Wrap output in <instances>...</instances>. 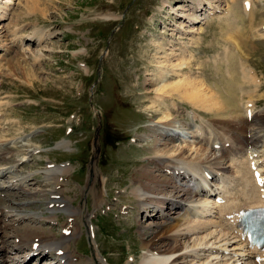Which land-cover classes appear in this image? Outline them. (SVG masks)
<instances>
[{"label":"rangeland","instance_id":"obj_1","mask_svg":"<svg viewBox=\"0 0 264 264\" xmlns=\"http://www.w3.org/2000/svg\"><path fill=\"white\" fill-rule=\"evenodd\" d=\"M7 1L0 0V12L4 14L0 18V138L20 152L12 148L13 153H17L11 155L10 159H15L9 165L34 147L42 149V152H36L14 171L19 175L37 171L33 179L30 176L29 184L15 186L13 190V186L8 187L9 190L0 189V197L7 195L5 199L0 198V208L5 204L7 211L23 200L26 201L24 205L31 203L30 200L35 202L23 209V214L31 216L28 220L21 216L24 219L20 223L16 217H9L11 213L4 216L0 211V226L1 221L13 224L11 228L1 226L0 245L6 241L18 243L19 235L26 243L35 236H40L41 240L48 236L50 241L62 242L70 250L64 251L65 258L67 254L70 258V253L78 256L79 260L73 258L72 264H94L93 253H98V248L97 244H92L93 237L90 238V228H93L100 250L109 261L105 264H142L144 244L150 240L143 233L158 231L161 224L174 221L184 211L180 207L167 213L169 210L164 204H160L155 212L152 208L146 212L139 211L138 197L132 192L136 187L133 180L139 176V169L149 163L146 157L154 152L149 142L141 140L139 135L148 132L147 125L159 120L160 110H164V106L150 108L156 87L150 82L156 80L159 61L167 57L165 54L171 48L180 47L177 52H182L188 43L192 51L188 55L193 57V62L192 67L184 72L197 78L203 76L212 91H219L228 98L230 93L235 95L238 114L243 119L242 106L248 97L242 99L240 85L245 81L241 78L244 75L241 66L249 67L255 77L249 78L250 84L258 86L253 96L255 109L264 121V33L258 31V26L264 22V11L259 9H264V5L259 4L262 0H255L259 10L253 17L243 12L242 0L235 4L231 0H210L218 5L220 16H223L224 9H230V12L232 9V14L226 17H208L209 7L202 6L203 9L198 10V2L194 0H11L8 4ZM29 1L37 5L33 6ZM208 1L204 0L202 4L206 2L209 5ZM216 9L211 10L215 12ZM188 16H196L197 21ZM34 32L49 35L36 43L32 42L33 37H25ZM153 41L162 42L164 48L159 49ZM198 70L199 73L196 72ZM229 71L233 79H230ZM171 100L168 106L175 101L181 108V112L174 111V125L183 126L191 122L192 119L186 116L194 112H188L186 107H190L203 114L198 122L208 130L207 137L213 138L218 131L225 133L234 127L232 113L224 119L215 115L212 109L209 112L205 108H197L195 103L181 100L177 94ZM78 117L81 118L78 120ZM69 126L73 131L66 135L65 129ZM130 136L142 141V146L137 140L132 143ZM58 139L67 140L68 146L62 147L59 144L62 140L54 144ZM115 139L118 142L113 143ZM96 141L95 156L92 147ZM50 161L56 167L61 162H70L63 166L67 176L64 180H60L56 173L49 176L52 179L47 182L45 169L48 167L45 163ZM97 175L99 182L94 185ZM163 177L166 175L161 179ZM103 180L107 182L106 186L101 184ZM57 182L63 184L57 191L65 205L59 210L54 209L56 207L49 209V196L55 190V184L56 188L59 186ZM173 184L177 185L176 182ZM96 188L103 192L105 200L99 203V207H96ZM180 192L183 195L184 192ZM118 198L126 205L132 203L133 208L127 207L123 213L122 209L119 210L121 202H117L115 207L118 208L114 209L113 203ZM109 207L111 211L106 214ZM95 210L98 218L94 216ZM69 211L79 219L73 235L67 238L70 244L65 239L60 240L63 223L70 221L67 217ZM119 211L122 214H118ZM158 211L160 214L157 215ZM147 212L151 216L147 217ZM12 228H16V232ZM49 240L43 239L42 242ZM7 242L5 248L9 245ZM24 254L25 251L21 254L11 252L10 256L21 261ZM103 255L98 262L100 259L104 261ZM49 261L45 257L40 264H53ZM51 262L56 261L53 259ZM27 264H38V260L34 258Z\"/></svg>","mask_w":264,"mask_h":264},{"label":"bare ground","instance_id":"obj_2","mask_svg":"<svg viewBox=\"0 0 264 264\" xmlns=\"http://www.w3.org/2000/svg\"><path fill=\"white\" fill-rule=\"evenodd\" d=\"M10 1L11 0H8L6 3H10ZM194 1L198 2V10L203 9L202 6L204 4H202V2L204 0ZM244 1H247L249 5H247L248 9L244 8L245 11L243 12L253 17V14H255L258 9L256 4L257 1ZM232 2L235 4L237 0H231V3ZM31 3L34 6V1L30 2V4ZM207 3H210L207 5L209 9H215L218 7L213 1L209 0ZM262 8L260 7L259 9L264 11ZM229 10L230 9H225L223 16L219 17L231 15L232 9L231 12ZM215 11H217V9ZM3 15L4 14L0 12V18ZM188 17H191L190 19L194 22L197 21L196 16ZM236 17L238 16L236 15ZM261 23H263V25H261L262 27L259 30V33H264V22ZM192 31L194 32V30ZM48 35L34 32V34L25 35V37L31 36L35 38H32L31 40L40 43L47 39ZM16 38L21 41V38H19L18 35H16ZM154 43L159 49L164 48L162 42ZM2 44L4 45V43ZM182 44L186 43L183 42ZM187 44L183 47L185 50L182 52H177L180 49V47H177L171 48L172 50L165 54L167 57L163 61H159L160 65L158 66V73L155 74L156 77H154L156 80L154 79L155 81L150 82L151 84L156 85L153 92L154 98H152L153 101H151L152 105H150V108L151 106L154 108L164 106V110H160L161 116L159 120H155L147 125L149 133L146 132L139 135L141 140L149 142L148 145L153 148L154 152L152 153L153 155L146 157L149 160V163L144 164V166L139 169V176L137 175L134 180L132 179L133 185H136V187L134 186L135 188L132 189V192L138 197L139 211L143 210L146 212L152 208L151 210L155 212L160 204H164V206L167 205L166 209L167 211L169 210L167 213L174 211L173 209L178 207H183L184 211L181 215L177 216L174 221L166 225L161 224V227H158L160 228L158 231L143 233L145 237H150V240L144 244L145 251L142 255V264H244V261L249 258L251 252L245 249V244L238 241V239L231 234V231L226 229V226L222 224L216 216L219 212L228 208L229 202L220 205L216 204L214 202L216 193L214 192L219 188L227 190L228 185L225 184L227 181L224 177L227 176L229 182L233 184L234 190L238 192V199L232 201L231 207L251 203L257 200L256 188L253 186L246 165L243 162L245 161V156L242 152L243 148L241 145L244 144V140L247 139V133H249L250 142L254 141L255 144L251 153L255 154L257 162H262L264 160V121L261 118L262 116L257 114L258 111L255 110L254 105L256 100L253 98L258 86L250 84L249 78L255 79L252 70L249 67L244 68L241 66V70L244 72V75H241V78H243L245 82H248V84L244 82L240 85L242 88L241 90L243 91L242 99L245 96L248 97V100H245L246 102L244 101V103L248 104L247 107H250V111L254 112L253 118H251L253 121L257 122L254 125L253 121L250 124L247 122V116H244L243 119V117L238 114L235 104V95L232 96L230 93L229 95L231 96L228 98L223 94L218 93L219 91H212L210 85L207 84V82H204L205 79L203 76L197 78L191 73L184 72L186 68L192 67L191 64L193 62V57L188 55V53H191L192 51ZM3 45H1V47H3ZM6 50H8V48ZM40 56H42V54L39 55V58H41ZM168 56L170 58H168ZM174 58L175 60H173ZM229 74H231L230 71ZM232 75L233 74H231V78L228 77L233 79L234 76L232 77ZM246 85L248 86V89H245ZM174 94H177L181 100L191 102L193 105L195 103L197 108H205V110H208L209 112L210 109H212L218 117L228 119V115L230 113L233 114V120H235V122H233V129L230 128L229 130H225V133L218 131L216 135L217 137L214 136L215 138L222 136L225 137V139H221L218 142L222 143L219 151H214L212 145L211 149L208 151L209 146L206 147L205 145L209 142L208 137L210 136L207 137L208 130L202 127V125H200L201 123L197 122L199 119L202 120V117L197 115L199 110L191 109L194 112L190 114L192 120L190 119L191 122L188 124L178 126L172 123L174 122V111L175 113L181 112V108L177 107L178 104L175 101L172 102V105L168 106V101L174 97ZM244 103L243 105H245ZM247 107L244 109L245 112ZM262 112H264V110H262ZM252 123L253 125H251ZM247 127L249 128L247 129ZM212 128L215 130L214 127ZM7 142L0 138L1 160H7L8 155L11 153L13 154L14 152L15 148L8 146ZM212 142L213 140L211 143ZM225 142H230L227 148H224L223 146V143ZM59 144L65 148L68 146V143L63 140ZM34 150L35 149L25 153L20 159L16 158V160L10 165L0 163V176L3 175L4 177L5 175H9L8 177L11 179L9 184H2V186L0 185V188L8 189V187L12 186L26 185L32 174L19 175L14 174L13 171L19 164L25 162L23 159L25 155H31ZM155 168L161 174L158 175L155 173ZM261 169L264 171V161ZM45 171L46 180L49 179L47 181L48 183H50V180L52 179L49 176L55 175L56 173L61 176L66 173L65 168L59 167H48ZM167 172L170 174L169 177H167ZM205 172L211 176L210 180H208L209 182H207L202 176V173ZM224 172L225 174H223ZM93 174L95 173H92V175ZM186 174L195 176V185L200 186L199 190L195 189V187L194 189L180 188L179 185L173 184L177 178H182ZM162 175H166V177L161 179ZM222 175L223 177H220ZM98 176L99 175L96 176L97 179L93 182L94 185L96 184V181L99 182ZM93 188L95 189V186ZM57 190H59V188L50 193L48 204L59 203L58 205H60L63 202L59 197L57 198L56 195H54L58 193ZM180 191L184 192L183 195ZM95 194L96 205L98 206L99 203L104 200V195L99 188H96ZM176 197H181L184 201L181 199L178 200ZM183 197L185 198L183 199ZM0 209L1 211H4L6 207L1 206ZM158 214H160V211L157 212V215ZM71 215L74 217L73 220L77 221L78 218L70 213L69 216ZM68 225L69 224H64V227H67ZM65 237V235H62V239ZM43 239L45 240V236L42 237V240H39L38 247L35 250L39 256H49L51 255L50 253L53 252L52 250L56 252L58 249H61V247L56 246L54 243L49 245L50 242H42ZM35 241L37 240H31V244L29 243V245L31 246ZM23 245H28V243H19L17 244L18 247H16V249L19 250ZM1 249L7 252V248L4 247L0 248V250ZM225 251H228V253L226 254ZM65 256L66 254L64 252L61 255L54 253L51 255V258L57 263L60 259H64L65 263H69V255L67 254L68 257L66 258ZM93 257L97 264H102L101 262H98L99 255L96 252L93 253ZM2 263L3 261H0V264Z\"/></svg>","mask_w":264,"mask_h":264}]
</instances>
